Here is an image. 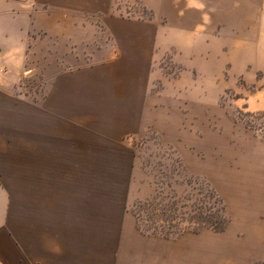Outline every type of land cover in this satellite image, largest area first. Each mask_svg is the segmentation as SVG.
I'll return each mask as SVG.
<instances>
[{
    "label": "crops",
    "instance_id": "obj_1",
    "mask_svg": "<svg viewBox=\"0 0 264 264\" xmlns=\"http://www.w3.org/2000/svg\"><path fill=\"white\" fill-rule=\"evenodd\" d=\"M141 3L150 13L143 21L113 15V0H0V264H8V244L12 264H131L122 239V247L93 246V133L112 138L87 126L62 131L61 122L79 112L122 134L153 131L187 146L177 133L195 136L206 108L264 66V10L257 18L249 0ZM94 20L103 34H95ZM34 57L44 65L34 68ZM29 76L38 83L36 100L14 101ZM18 136L19 199L8 184ZM76 155L81 178L71 177ZM102 204L100 195L97 211ZM252 225L242 243L233 230L211 229L223 235L195 233L174 244L176 256L172 243L161 244L159 257L142 264H264V225ZM133 229L136 239L147 237L136 220Z\"/></svg>",
    "mask_w": 264,
    "mask_h": 264
},
{
    "label": "rangeland",
    "instance_id": "obj_2",
    "mask_svg": "<svg viewBox=\"0 0 264 264\" xmlns=\"http://www.w3.org/2000/svg\"><path fill=\"white\" fill-rule=\"evenodd\" d=\"M249 2L253 4V10L259 18L260 11L264 10V0ZM129 9L132 15L125 14L124 10ZM146 12L141 0H113L111 13L117 17L143 21L147 20L142 19ZM94 24L95 34H103L105 29L102 24L99 21ZM30 35L36 33L30 32ZM40 52H43L42 48ZM30 62L34 68L45 63L36 57ZM37 84L31 76L20 79L14 91V101L28 94L36 100L35 95L39 93ZM238 86L241 90L224 92L218 106L206 108L204 118H199L195 124V136L177 133L183 136L187 144L183 147L162 141L153 131L137 135L122 134L114 129L112 123L101 122L99 116L88 117L76 112L72 118L74 121L61 122L62 131L79 132L87 126L104 131L112 139L114 136L113 140L106 139L96 135L93 130L90 167L94 203L93 246L110 244V247H122L120 241V246L116 243V238L122 239L126 260L131 261V264H142L148 257H159L161 244L174 245L195 233L210 236L222 234L213 232L211 228H202L177 237H164L139 230L147 237L136 239L134 213L141 203L151 198H154V203L160 204L175 201L179 209H184L181 206L183 204L187 207L192 204L206 207L216 222H222L224 218L214 208L223 207L228 217L224 230H233L237 242L241 243L245 233L254 228L253 223L264 225V116L260 115L264 113V66L256 71L253 82L239 78ZM14 114L19 116L20 109ZM19 130L20 127L14 124L15 135ZM21 146L19 136L14 137L12 154H8V184L17 192L18 199L22 174ZM79 157L73 156L75 163L72 164L74 170L71 171V177L81 178L80 168L84 164L81 165ZM100 182L103 186H98ZM100 195L103 198L102 212L101 208L99 211L96 208ZM214 196L219 200L218 206L213 204ZM104 207L107 209L105 212ZM88 219L87 216V226ZM76 226L79 224L76 223ZM108 238L110 242L104 243ZM11 249L8 244V264L17 263L14 254L12 258ZM173 253L174 256L178 254L175 245Z\"/></svg>",
    "mask_w": 264,
    "mask_h": 264
},
{
    "label": "trees",
    "instance_id": "obj_3",
    "mask_svg": "<svg viewBox=\"0 0 264 264\" xmlns=\"http://www.w3.org/2000/svg\"><path fill=\"white\" fill-rule=\"evenodd\" d=\"M262 117L264 113L260 114ZM219 204L217 197H213V204ZM179 209L176 202L169 204L154 203V198L144 201L134 213L137 227L141 232L164 237H177L184 232L197 231L202 228H211L214 231H223L228 223L223 207L214 208L224 218L222 222L212 220L208 208L195 206Z\"/></svg>",
    "mask_w": 264,
    "mask_h": 264
},
{
    "label": "built area",
    "instance_id": "obj_4",
    "mask_svg": "<svg viewBox=\"0 0 264 264\" xmlns=\"http://www.w3.org/2000/svg\"><path fill=\"white\" fill-rule=\"evenodd\" d=\"M125 11V14L126 15H132V11H130V9L129 10H124ZM150 17V13L149 12H146L145 14H144V16L142 17V19H148Z\"/></svg>",
    "mask_w": 264,
    "mask_h": 264
}]
</instances>
